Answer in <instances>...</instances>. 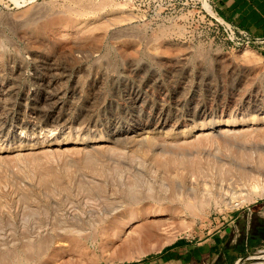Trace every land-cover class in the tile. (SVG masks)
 I'll return each instance as SVG.
<instances>
[{
    "label": "rangeland",
    "instance_id": "rangeland-1",
    "mask_svg": "<svg viewBox=\"0 0 264 264\" xmlns=\"http://www.w3.org/2000/svg\"><path fill=\"white\" fill-rule=\"evenodd\" d=\"M217 16L0 0V264H126L264 195L261 44L233 45Z\"/></svg>",
    "mask_w": 264,
    "mask_h": 264
},
{
    "label": "crops",
    "instance_id": "crops-1",
    "mask_svg": "<svg viewBox=\"0 0 264 264\" xmlns=\"http://www.w3.org/2000/svg\"><path fill=\"white\" fill-rule=\"evenodd\" d=\"M215 13L251 35L263 38L264 0H211ZM264 246V195L231 212L197 238L173 240L155 254L126 264H237L246 253Z\"/></svg>",
    "mask_w": 264,
    "mask_h": 264
},
{
    "label": "built area",
    "instance_id": "built-area-1",
    "mask_svg": "<svg viewBox=\"0 0 264 264\" xmlns=\"http://www.w3.org/2000/svg\"><path fill=\"white\" fill-rule=\"evenodd\" d=\"M216 23L220 26L221 30L225 33V38H227L233 45H252L261 44L263 38L251 35L247 30L229 22L221 17H214Z\"/></svg>",
    "mask_w": 264,
    "mask_h": 264
},
{
    "label": "bare ground",
    "instance_id": "bare-ground-1",
    "mask_svg": "<svg viewBox=\"0 0 264 264\" xmlns=\"http://www.w3.org/2000/svg\"><path fill=\"white\" fill-rule=\"evenodd\" d=\"M38 8H41V7H38ZM38 8H37L36 10H38ZM33 9H34V8H33ZM44 9H45V8H44ZM36 10H35V11H36ZM40 10H41V9H40ZM42 11L44 12L43 9L41 10V12H42ZM37 12H38V11H37ZM41 12H40V13H41ZM43 12H42V13H43ZM30 13H31L30 15H32V14L35 13V12H33V11L31 12V11H30ZM38 14H39V12H38ZM38 14H37V15H38ZM44 14H45V13H44ZM26 15H27V14H26ZM42 15H43V14H42ZM34 16H35V14H34ZM40 16H41V15H40ZM32 17H33V16H32ZM38 17H39V16H38ZM42 17H43V16H42ZM25 18H26V17H25ZM33 18H36V17H33ZM26 19H29V17L27 16ZM30 19H31V18H30ZM39 19H40V18H39ZM35 20H36V19H35ZM21 21H22V20H21ZM25 21H27V20H25ZM29 21H30V20H29ZM32 22H33V21H32ZM6 25H7V24H6ZM1 44H2V43H1ZM2 45H3V44H2ZM2 45H1V46H2ZM9 54H10V53H9ZM18 54H19V53H18ZM105 55H106V54H105ZM15 60H16V59H15ZM131 60H132V59H131ZM105 61H106V60H105ZM105 61H104V62H105ZM140 61H141V60H140ZM19 62H20V61H19ZM105 63H106V62H105ZM105 63H104V64H105ZM110 63H111V62H110ZM139 63H140V62H139ZM100 64H101V63H100ZM112 64H113V62H112ZM148 64H149V63H148ZM19 65H20V64H19ZM101 65H102V64H101ZM108 65H109V64H108ZM115 65H116V64H115ZM119 65H120V64H119ZM130 65H131V64H130ZM98 66H100V65H98ZM124 66H125V64H124ZM104 67H105V66H104ZM112 67H113V66H112ZM119 67H120V66H119ZM152 67H153V66H152ZM100 68H101V67H100ZM138 68H139V67H138ZM113 69H114V68H113ZM128 69H129V67H128ZM140 69H141V68H140ZM144 69H145V68H144ZM151 69H152V68H151ZM126 70H127V69H126ZM149 70H150V69H149ZM160 70H161V69H160ZM100 71H101V70H100ZM100 71H99V72H100ZM119 71H120V70H119ZM123 71H124V70H123ZM138 71H139V70H138ZM138 71H137V72H138ZM142 71H143V70H142ZM240 71H241V70H240ZM99 72H98V73H99ZM102 72H103V71H102ZM105 72H106V69H105ZM110 72H111V71H110ZM126 72H127V71H126ZM155 72H156V71H155ZM111 73H112V72H111ZM139 73H140V72H139ZM152 73H153V71H152ZM101 74H102V73H101ZM140 74H141V73H140ZM117 75H118V74H117ZM131 75H132V74H131ZM134 75H135V74H134ZM38 76H39V75H38ZM102 76H103V74H102ZM126 76H127V75H126ZM141 76H142V75H141ZM141 76H140V77H141ZM145 76H146V75H145ZM153 76H155V75H153ZM106 77H107V75H106ZM111 77H112V76H111ZM111 77H110V78H111ZM103 78H104V77H103ZM143 78H144V77H143ZM153 78H154V77H153ZM107 79H108V78H107ZM135 79H136V77L134 78V80H135ZM137 79H138V78H137ZM137 79H136V80H137ZM139 79H140V78H139ZM157 79H158V78H157ZM37 80H38V79H37ZM151 80H152V79H151ZM120 81H121V80H120ZM122 81H123V80H122ZM122 81H121V82H122ZM137 81H138V80H137ZM142 81H143V80H142ZM146 81H147V80H146ZM127 82H128V81H127ZM139 82H140V81H139ZM154 82H155V81H154ZM144 83H145V82H144ZM115 84H116V83H115ZM136 84H138V82H137ZM119 85H120V84H119ZM142 85H143V84H142ZM146 85H147V84H146ZM125 87H126V86H125ZM143 88H145V87H143ZM116 89H117V88H116ZM121 89H122V88H121ZM131 89H132V88H131ZM138 89H139V88H138ZM126 90H127V89H126ZM137 91H138V90H137ZM48 92H49V91H48ZM129 92H130V91H129ZM138 92H139V91H138ZM258 92H260V91H258ZM130 93H131V92H130ZM247 93H248V92H247ZM45 94H46V93H45ZM141 94H142V93H141ZM145 95H146V94H145ZM42 96H43V95H42ZM243 97H244V95H243ZM246 97H247V96H246ZM248 97H249V96H248ZM140 99H141V97H140ZM247 99H248V98H247ZM147 100H148V99H147ZM251 100H252V99H251ZM255 100H256V99H255ZM262 100H263V99H262ZM240 101H241V100H240ZM259 102H260V101H259ZM137 103H138V102H137ZM141 103H142V102H141ZM240 103H241V102H240ZM261 103H262V102H261ZM126 104H127V103H126ZM250 105H252V104H250ZM145 106H146V105H145ZM248 106H249V104H248ZM254 106H255V105H254ZM257 110H258V109H257ZM256 112H257V111H256ZM143 116H144V115H143ZM126 118H127V117H126ZM54 122H55V121H54ZM238 123H240V121H237V120L234 119V120L226 121L224 124H225V125H235V124H238ZM32 125H33V124H32ZM138 125H139V124H138ZM217 125H218V124H216L215 126H217ZM115 135H116V134H115ZM114 137H115V136H114ZM117 138H118V137H117ZM60 141H61V140H60ZM61 143H62V142H61ZM62 144H63V143H62ZM263 188H264L263 186H261V187L259 186V188H258V187H255L256 190H259V192L262 191ZM156 210H157V209H156ZM156 215H157V214H156ZM255 263H256V264H262V263H264V249H263V250H259V256H258V258L256 259Z\"/></svg>",
    "mask_w": 264,
    "mask_h": 264
}]
</instances>
